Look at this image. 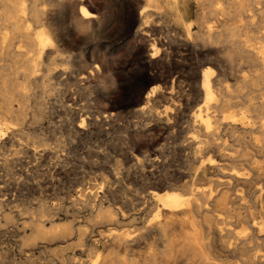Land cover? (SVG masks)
Returning a JSON list of instances; mask_svg holds the SVG:
<instances>
[{"label":"rangeland","instance_id":"1","mask_svg":"<svg viewBox=\"0 0 264 264\" xmlns=\"http://www.w3.org/2000/svg\"><path fill=\"white\" fill-rule=\"evenodd\" d=\"M90 1L88 0L92 10L96 11L97 17L93 22H89V26V23H85L87 25L80 26V29L73 27L69 15L78 12L77 8L68 11L62 7L56 8L64 16H59L58 10L54 13L53 20L61 25V34H67L66 38L62 36L63 40H66L62 48L64 62L58 61L53 66L62 72L52 74V77L50 76V79L48 78L44 83L32 79L30 80L32 83L18 79L16 82L24 83L23 85L28 88L27 91L25 88L22 94L16 93L17 96L14 94L12 101L4 102L0 97V122L9 131L8 135L0 137V264H69L70 259L82 260L80 261L82 264L88 261L89 264L93 260L100 262L115 255L121 259L126 257L138 260L150 251L161 249V239L153 232V234H145L146 237L140 238L141 240L138 239V243L136 240L135 243L131 242L127 249L117 246V241L114 242V240L121 236L136 239L139 234L138 228L139 231L143 230L144 226L155 219V207L148 198L150 190H170L184 194L181 189L183 184L193 183L202 191L211 189L213 186L211 181L208 182L211 172L201 173L200 160H192L187 150H184L187 143L184 137L197 134L198 129H195L190 122V116L196 110V106L201 104L197 92L191 88L195 86L189 78L193 66L191 63H197L199 60H207L210 63L208 66L212 67L217 78L219 75L221 84L230 90V102L225 110L226 114H232L238 118L243 113L248 117L251 126V128L248 127L249 130L253 128L251 133L248 128L245 130L234 128V131L223 128L222 130L226 132L221 130V134L225 140L228 138L226 143L233 145L232 148L237 151L246 141L247 143L252 141L258 145L264 142V131L261 128V125H264V108L261 106L264 100L263 70L259 68L258 62L252 63L255 60L246 53L244 48L230 47L224 38L211 45L204 44L197 38L195 33L200 31L197 19L201 0H197L200 3L196 0H172L173 2L155 0L157 2L152 3L148 10V13L151 11L152 13L148 18V21L151 20L145 27L147 30L145 33L144 30L133 31L137 29L138 23L132 28L126 27L125 20L131 0ZM140 4L139 8L145 5V3ZM254 6V8H260L259 11L257 10L258 13H255L256 15L251 19L243 18V22L247 25L251 24L248 25L250 31H247L246 25L241 33L245 40H249L247 44L255 42L251 45L256 44V47L264 48V37H262L264 5ZM223 16H219L221 23L218 26L226 22L227 18ZM37 26H34L35 30H40L42 27L40 24ZM62 27L65 29L63 30ZM251 38L254 39L252 42ZM153 42L159 49L155 57L157 63L147 64L146 56L150 54V46ZM141 48L143 51L138 56L137 51ZM67 51H72L71 54L68 52L69 57ZM65 56L68 57L67 60ZM67 61L68 64H66ZM65 72L66 74H63ZM149 74L158 77L156 81L149 84V87L157 88L158 95L156 99L154 97L151 99L145 112H140L136 109L138 104L134 101L135 95L124 91L123 88L127 87L124 80L135 75L150 76ZM187 79L191 83H188ZM238 79L243 82L240 85L243 84L246 87H241ZM247 92L250 93L245 97ZM160 94L165 100L160 97ZM196 99L197 101L193 102ZM21 102L22 105H20ZM236 102L242 103L239 105ZM3 126L2 128L5 129ZM176 136L182 143L179 140H173L178 139ZM237 139L240 141L238 145L237 141H234ZM258 161L264 166V155H259ZM257 180L264 187V174ZM263 197L257 202L251 199L245 202L251 206L250 209H253L252 212L257 215V218L264 216ZM99 203L102 207H110L113 211L122 210V214L116 211L119 222L110 221V224L108 220L100 217L94 219ZM95 220L100 221L96 224ZM225 220L233 221L234 219ZM232 224L233 228L228 226V229L233 231L234 236H238L243 227L235 222ZM126 232L132 234L125 235ZM258 237L259 240H264V226L258 230ZM218 248L219 246L215 247V251L219 250Z\"/></svg>","mask_w":264,"mask_h":264},{"label":"bare ground","instance_id":"2","mask_svg":"<svg viewBox=\"0 0 264 264\" xmlns=\"http://www.w3.org/2000/svg\"><path fill=\"white\" fill-rule=\"evenodd\" d=\"M92 1L93 0H91L90 2H92ZM95 1H103V0H95ZM130 2H129V6H128L129 9L127 11L126 20H125L126 21L125 23L127 25L126 27L132 28L134 24L138 23L137 29L133 30V31L138 32L140 30H144V33H145L147 31V30H145V27H147V23L151 20L150 19L148 21V18H150V14L152 13V11H151V13H148L149 12L148 10H150L149 7H151L152 3H156L157 1H155V0H131ZM197 2H199V1H197ZM140 3H145V5L142 6L141 8H139V5H141ZM258 4L264 5V0H217V1L216 0H201V3L199 4L201 6V9L199 12V17L197 19V23H198V27H199L200 31L198 33H195V34H197V38L202 43L208 44V45H211V43H214V42L224 38V40L227 42V44L230 47H235L237 49L238 48H242V49L244 48L246 53H248L249 56L253 60H255L252 63L254 64V62H258L259 68L261 67L263 70V73H264V48H261L260 46L256 47L255 46L256 44L251 45L255 42L251 43L250 45L247 44V42L249 40H245L243 38L242 33H241L243 27H246V25H247V23L243 22L244 21L243 18L244 17H246L247 19L253 18L254 15H256L258 13V11H259L258 9H260L257 7L254 8L255 7L254 5H258ZM174 6H175V4H174ZM58 7H62L63 9H65L67 11L70 9H73V8L74 9L77 8L78 12L73 13L74 10H72L73 12L71 11V13H73V14L70 13L71 16L68 14L69 17H71V20H72L71 23L73 24V27L75 26V28L78 27L80 29V26H82V25L86 26L87 24H85V23H89L91 21L93 22V20L96 19V17H97L96 11L92 10V6L88 2V0H0V61L3 62V63L0 62V63H2L0 65V84H1L0 85V97L4 100V102H5V100L12 101L13 100L12 98H13L14 94H16V93H18V94L23 93L24 89L26 88V85H23L24 83L22 84L20 82H16L18 79H22L23 81H30L32 79V80H37V81H41L42 83H44V81H47L50 76L52 77V74L57 73V72H62V71H60V69L56 70L55 69L56 67L55 68L53 67L56 64V62H58V61L62 62L64 60V56H63L64 53L62 54V51H63L62 48H63L64 44H66L65 43L66 40L64 41L63 40L64 38L62 36H65V38L67 37V34H65V35L61 34V27H60L61 25L53 20L54 19V13L59 9ZM56 8H58V9H56ZM63 9H61V10H63ZM67 11H65V12H67ZM58 12H59V10H58ZM58 12H57V14H58ZM61 12H63V11H61ZM61 15L64 16V14L60 13L59 16H61ZM222 15L226 16V18H227L226 22L225 23L222 22L223 24L218 26V24L221 23L219 16H222ZM263 15H264V13H263ZM55 16L57 17V15H55ZM261 16H262V14H261ZM57 18L60 19V17H57ZM261 19H263V18H261ZM62 23L63 22H61V24ZM38 24H40L42 27L40 30H35V27ZM258 24H260V22ZM89 25H90V23L88 24V26ZM69 26H68V28H69ZM92 26H94V25H92ZM149 26H151V24ZM249 26H248L247 31H250ZM86 28H89V27H86ZM161 28H162V26H161ZM62 29L64 30L65 27L64 28L62 27ZM151 29H152V27H151ZM254 30L255 29H253V31ZM245 31H246V29H245ZM163 32H164V30H163ZM167 35H168V32H167ZM262 35H263L262 37H264V34H262ZM249 37H251V36H249ZM68 38H67V40H69ZM253 38L250 39L251 42H252ZM145 39H147V37ZM169 39H170V37H169ZM247 39H248V37H247ZM257 39H258V37H257ZM154 42L150 46V54H148V56H146L147 64L157 63V60L155 61V57H156V54L158 53L159 49L155 46ZM174 42H176V41H174ZM174 42H172V43H174ZM217 45L218 44H216V46ZM66 48H67V46H66ZM134 51H136V50H134ZM142 51H143L142 48L137 51L138 56L142 53ZM237 51H239V50H237ZM68 52L69 51H67V53ZM71 52H69V53L71 54ZM242 52L244 54V50ZM202 53H203V51H202ZM70 54L68 55V57L70 56ZM77 55H79V54L77 53ZM144 55H146V54H144ZM231 56H232V54H231ZM68 57L65 56L66 60ZM72 57H75V56H72ZM78 57H80V56H78ZM191 58H193V57H191ZM70 59L68 61H70ZM75 59H77V57ZM199 59H200V57H199ZM68 61H67V63L66 62L65 63L68 64ZM141 61H142V59H141ZM180 62H182V61H180ZM227 62L229 63V61H227ZM167 63H168V61H167ZM191 64L193 65L192 66V73H191V76L190 77L188 76V77L190 79H192L193 86L195 85L194 87H191V88H194V90L197 92L196 93L194 90H192L193 93L195 92L197 94V97L201 99V104L198 105L196 103L195 104L193 103V102H196L197 99L194 101L192 100L193 101L192 103L194 105H198V106H196L197 108L194 106L196 108V110L194 112H192V115L190 116V122L192 123L193 126H195L194 127L195 129H198V131H197V134L195 133L193 135L188 136L187 137L188 139L184 137L185 142L187 141V143L184 147V150L185 151L187 150V153L190 155L192 160H200L199 169H200L201 173L204 174L207 171L211 172L209 179H208V182L211 181L213 183L212 188L207 189L206 191H202V190H200V188L198 186H195L192 183L193 185L192 184L191 185L190 184L189 185L183 184V186L181 188L183 191L182 190L181 191L184 194H178V193H176L174 191H170V190H168V191H166V190L160 191V190H154V189L150 190L151 192L148 194V196H149L148 198H149V201L151 200L152 203L154 204L155 208L154 207L153 208H154V211L156 213L155 219L153 221L149 222L146 226H144L143 230L140 229V231H139V228H138L139 234L137 235L136 239L135 238L127 239L124 236H121V237H117L116 238L117 240H114V242L117 241V246L118 245L121 246L122 249L123 248L127 249V247H130L131 242L135 243V240L137 241L138 239H140L142 237H146V236H144L145 234H148V233L151 234L153 232V233L158 235L159 239H161V241H160L161 242V249L157 250V251H152V252L150 251L146 254V256L142 255L143 257L141 259L139 258L140 260L138 258H137L138 260H135V259H128L126 257H124L125 259L124 258L121 259V258L116 257V255H115V256H112L110 258L103 259L100 262H98V260L97 261L93 260V262H91L89 264H264V240H261V239L259 240V237H258V230H260L264 226V216L257 218V215L254 212H252L253 209L252 210L250 209L251 206H248L247 204H245L247 199L248 200L251 199L253 202H257L260 198L262 199V196H264V187L258 182V180H260V179L257 180V178H260V176L264 174V172H262L264 169V166L261 165L258 161V156L264 155V142L262 144L258 145V144L252 143V141H251L252 139H251L250 140L251 143L250 142L247 143V141H246L247 144L245 143L244 146H242L240 150L237 149V151L234 150L235 148H232L233 145H229L228 143H226V140L228 138L226 140L224 139V137L222 136L223 134H221L222 133L221 130L223 128L225 130H233V131H234V128H240L239 130H241V129L245 130L246 128H248L250 126V123L248 122V117L246 115H244L243 113H241L238 118H236V116H234L232 114H226L225 110L228 108L229 102H230V100H229L230 90L228 87L221 84L222 80L221 79L219 80V75L217 78V75L214 74L215 73L214 70L211 69L212 67L210 68L208 66V64H210V63L207 60H199V62H197V63L195 62V63H191ZM108 65H110V64H108ZM152 66H154V65H152ZM254 67H255V65H254ZM63 71H64V69H63ZM141 72H140V74H142ZM164 72H165V70H164ZM63 74H66V72ZM253 74H255V73H253ZM55 75H57V74H55ZM58 75H60V73ZM56 77H58V76H56ZM72 78H74V77H72ZM157 78L155 76H151V75L150 76L135 75V76H133L131 78H127V79H125V77H124V79H125L124 82H125V85H127V87L126 88L124 87L123 89H124V91H126V92L129 91L135 95L134 101L136 104H138V108H136L138 111L145 112L149 107L148 104L151 101V99L153 97L155 98L156 95H158L157 94L158 90L156 87H154V86L149 87V84L156 81ZM252 78H254V77H252ZM224 79H225V77H224ZM239 80L240 79H238V81ZM187 81H188V79H187ZM241 82L242 81L240 80L239 85L241 84ZM188 83H191V82L188 81ZM63 84H65V83H63ZM192 84H190V86H192ZM235 84L238 85L237 83H235ZM27 86H29V85H27ZM227 86H228V84H227ZM242 86H243V84H242ZM260 86H262V85H260ZM243 87H246V86L244 85ZM236 88H239V87L236 86ZM236 88H235V90H236ZM27 89L28 88H26V91H27ZM78 89H79V87H78ZM255 89H257V88H255ZM262 90H264V89H262ZM237 91H238V89H237ZM260 91H258V92H260ZM249 93L248 92L245 93V97L247 94L249 95ZM237 94L239 95V93H237ZM102 95H103V93H102ZM16 96H17V94H16ZM160 97L163 98L162 94H160ZM249 98H250V96H249ZM22 99H24V98H22ZM111 99H110V102H112ZM163 99L165 100V98H163ZM250 99H252V98H250ZM187 100H189V99H187ZM14 101L17 102L16 100H14ZM245 101H247V100L245 99ZM236 103H238V102H236ZM20 105H22V102ZM129 105H130V103H129ZM239 105H237V106H239ZM122 106H125V105H122ZM261 106L264 108V100L261 103ZM19 107L20 106H18V108ZM108 107H106V108H108ZM8 108H10V107H8ZM244 108H245V106H244ZM188 109H190V108H188ZM12 111H13V109H12ZM110 112H111V110H110ZM250 117H251V115H250ZM101 120H104V119H101ZM14 122H13V125H14ZM188 122H189V120H188ZM177 124H178V122H177ZM2 126H3V124L0 122V137L1 138L8 135L7 133L9 132L7 130V128H5V126H3L5 129H3ZM81 126H83V124ZM258 127H260V126H258ZM250 128H251V126H250ZM255 128H256V126H255ZM261 128H263V131H264V125H261ZM192 130H194V129H192ZM225 130H222V131L226 132ZM248 130H249V128H248ZM251 130H249L250 133H251ZM161 131H162V129H161ZM161 131H160V134H161ZM166 132H168V130ZM183 132H184V130H183ZM246 132H247V130H246ZM232 134H234V132ZM232 134H231V136H232ZM241 134H243V133H241ZM82 136H83V134H82ZM82 136H80V137H82ZM74 137H76V136H74ZM161 138H163V137H161ZM242 139H240V140H242ZM173 140H179L180 141V138L173 139ZM234 141H237L236 144L240 142L239 139L234 140ZM257 142H255V143H257ZM11 146H12V144H11ZM178 150H181V149H178ZM51 151H53V150H51ZM60 151H61V149H60ZM29 154H31V153H29ZM184 158H185V156H184ZM189 160H191V159H189ZM184 167H186V166H184ZM207 176H208V174H207ZM115 180H117V179H115ZM171 181H173V180H171ZM176 181H179V180H176ZM103 185H104V183H103ZM99 188H98V190H100ZM171 189H172V187H171ZM71 202H72V200H71ZM80 204H82V202ZM121 205L124 206L123 204H121ZM128 205H129V203L127 204V206ZM115 206H116V204H115ZM262 209H263V207H262ZM48 210H49V208H48ZM93 210H95L94 207H93ZM37 211H39V210H37ZM116 211L118 213L120 212L121 214L123 213V211L120 209H118ZM116 211H113L110 207L104 208V206L102 207L101 203H99L96 207L95 214L93 213L94 219H95V217L96 218L100 217V218H103L105 220H108L109 221L108 223H110V221H113V222L115 221V223L119 222V221H117L118 220L117 218L119 216H118V213ZM126 211H127V209H126ZM127 212L129 213V211H127ZM93 214H92V216H93ZM260 216H262V215H260ZM228 218H231L234 220L233 221H226L225 219H228ZM7 221H9V220H7ZM96 221L97 220H95V222ZM98 221H100V220H98ZM98 221L96 224H98ZM128 222H130V221H128ZM233 222H235L237 224H241L240 226L243 227V228H241V230L239 229L240 232H239L238 236H236V235L234 236L233 231L228 229V226L233 225L232 224ZM34 223H35V221H34ZM242 224H244V226ZM66 227H68V226H66ZM109 227H110V225H109ZM41 228H43V227H41ZM123 233H125V232H123ZM128 233L130 234V232H128ZM128 233L126 232L125 235H128ZM237 233H238V231H237ZM134 235H136V234H134ZM134 235H132V236H134ZM114 236L116 237V235H114ZM52 237H54V236H52ZM59 239H61V238H59ZM112 240H113V238H112ZM51 241H53V240L51 239ZM157 242L159 243V241H157ZM137 243H138V241H137ZM214 244H216L215 247L219 246L218 249L220 250V252H219V250H217L218 252L215 251ZM136 246H137V244H136ZM116 254H117V252H116ZM80 261L82 262V260H80ZM80 261L77 259L76 260L70 259V261H68V263L69 264H82ZM87 262H84V264H86ZM95 262H98V263H95Z\"/></svg>","mask_w":264,"mask_h":264}]
</instances>
